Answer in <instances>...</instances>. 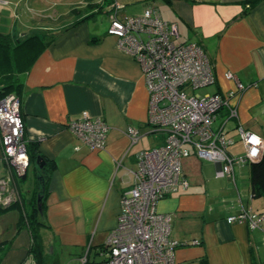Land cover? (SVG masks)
Segmentation results:
<instances>
[{"label":"crops","instance_id":"crops-1","mask_svg":"<svg viewBox=\"0 0 264 264\" xmlns=\"http://www.w3.org/2000/svg\"><path fill=\"white\" fill-rule=\"evenodd\" d=\"M85 2L84 9L70 10L75 9L73 22L32 26L24 38L43 33L47 39L55 37L24 73L18 94L25 140L37 145L46 164L41 168L37 158L32 159L18 176L4 161L0 132V180L15 196L9 205L0 206V264H37L30 254L28 226L19 223L38 193L39 177L46 176V205L38 211L45 264H60L59 255L66 251L79 259L88 255L91 261L99 260L107 239L101 235L108 236L116 226L122 198L134 183L136 154L162 143V135L148 122L150 96L143 65L109 33L116 6L123 17L140 15L152 6L165 21L178 25L177 42L202 45L216 74L206 94L236 89L238 82L247 86L234 101L237 116L225 125V136L234 140L228 147L233 157L246 154L241 129L264 140V0ZM103 10L106 25L95 19ZM85 111L108 124L105 148H91L69 128ZM129 128L138 130V142ZM250 169L249 162H239L230 174H222L220 163L193 153L182 159L188 186L158 202L159 211L173 217L171 235L180 244L176 264H264V231L227 221L244 210L264 212V196L251 194Z\"/></svg>","mask_w":264,"mask_h":264},{"label":"built area","instance_id":"built-area-1","mask_svg":"<svg viewBox=\"0 0 264 264\" xmlns=\"http://www.w3.org/2000/svg\"><path fill=\"white\" fill-rule=\"evenodd\" d=\"M115 8L109 33L116 35L121 47L143 65L150 96L148 122L163 140L136 154L135 180L122 198L117 224L101 251L103 257L91 261L85 255L81 264H176L180 244L171 235L173 217L159 211L158 202L180 186H188L182 159L193 153L222 164V174H230L234 164L261 157L264 140L241 129L239 137L246 154L233 157L228 147L234 140L225 136V125L237 116L234 99L247 86L238 82L236 90L198 96L195 90L216 82L213 63L203 46L177 42L178 25L165 21L152 6L140 15L124 17L119 6ZM226 77L235 80L231 73ZM69 128L91 148H105L109 126L104 119L85 111ZM0 132L4 161L18 176L25 173L30 156L21 101L14 93L0 98ZM128 133L134 142L139 141L137 129L129 128ZM5 184L0 180V206L9 205L15 198ZM227 221L264 231V212L244 210Z\"/></svg>","mask_w":264,"mask_h":264},{"label":"trees","instance_id":"trees-1","mask_svg":"<svg viewBox=\"0 0 264 264\" xmlns=\"http://www.w3.org/2000/svg\"><path fill=\"white\" fill-rule=\"evenodd\" d=\"M102 1L107 3L106 5L113 3V0ZM46 36L47 34L43 33L22 40L15 38L12 32L0 28V98L10 93H20L24 83V73L32 65L38 53L55 40V37L47 39ZM28 149L30 160L38 157L36 144L28 145ZM249 163L251 164V194L253 197H262L264 196V153L258 161H249ZM39 181H41V185L36 188L38 193L34 194L32 201H29L28 204L31 205V208L22 213L19 225L21 228L28 226L32 237L30 254L33 255L35 262L45 264L44 243L39 232L41 218L38 211L44 209L46 205L49 176H46V180L44 177H39Z\"/></svg>","mask_w":264,"mask_h":264},{"label":"rangeland","instance_id":"rangeland-1","mask_svg":"<svg viewBox=\"0 0 264 264\" xmlns=\"http://www.w3.org/2000/svg\"><path fill=\"white\" fill-rule=\"evenodd\" d=\"M95 1H97V3H101V0ZM84 2L85 0H2V2H0V28L7 32L11 31L15 34V38L23 40L29 33L33 31L32 26H49L54 22H73L71 18L75 9L72 10L73 12L70 10L74 7L84 9ZM91 3L93 2L91 1ZM71 4L75 5L71 6ZM93 4L91 6H97V4ZM102 8L106 9L107 7L100 6L101 10ZM90 10L92 9H89V11ZM105 16V10L97 13L95 16V19L97 20L96 22L101 25H106V21L104 19ZM54 24H52V26H54ZM44 29L45 28H40V30ZM51 32L54 33L53 30H50L49 33ZM213 87L214 85H209L199 88L195 90L194 93H196L198 96H203L207 93V91L212 90ZM14 94L21 101V98L18 97V93ZM237 97H235L234 100H236ZM236 108L238 110L237 105ZM103 236L105 237L103 238V241H105L106 237L108 236L102 234L101 237ZM68 252L69 251H66L59 255L60 264H81V260L79 258L75 257L74 255H68ZM97 257L99 259L103 257L101 252L98 253Z\"/></svg>","mask_w":264,"mask_h":264},{"label":"water","instance_id":"water-1","mask_svg":"<svg viewBox=\"0 0 264 264\" xmlns=\"http://www.w3.org/2000/svg\"><path fill=\"white\" fill-rule=\"evenodd\" d=\"M261 157L259 158H255V159H252L251 162H256L260 159ZM37 163L41 166V168H44L45 164H46V161L44 160L43 156L41 155H38L37 157ZM30 164V163H29ZM40 200V198H39Z\"/></svg>","mask_w":264,"mask_h":264},{"label":"flooded vegetation","instance_id":"flooded-vegetation-1","mask_svg":"<svg viewBox=\"0 0 264 264\" xmlns=\"http://www.w3.org/2000/svg\"><path fill=\"white\" fill-rule=\"evenodd\" d=\"M28 153H29V149H28ZM29 155H30V153H29ZM32 245V244H31Z\"/></svg>","mask_w":264,"mask_h":264},{"label":"bare ground","instance_id":"bare-ground-1","mask_svg":"<svg viewBox=\"0 0 264 264\" xmlns=\"http://www.w3.org/2000/svg\"><path fill=\"white\" fill-rule=\"evenodd\" d=\"M81 259H82V258H81ZM81 259H80V260H81Z\"/></svg>","mask_w":264,"mask_h":264}]
</instances>
